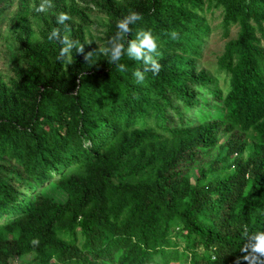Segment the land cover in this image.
Masks as SVG:
<instances>
[{
  "label": "trees",
  "instance_id": "16d2710c",
  "mask_svg": "<svg viewBox=\"0 0 264 264\" xmlns=\"http://www.w3.org/2000/svg\"><path fill=\"white\" fill-rule=\"evenodd\" d=\"M206 1L240 26L218 62L225 92L189 72L210 31L204 1L147 0L125 49L151 30L158 74L140 84L141 61L125 54L120 72L107 58L75 94L51 79L32 85L30 109L0 123V264L28 255L36 264H247L243 233L264 232V0ZM14 4L16 26L28 0H0V14ZM246 134L247 159L206 179L203 156L217 145L243 151Z\"/></svg>",
  "mask_w": 264,
  "mask_h": 264
},
{
  "label": "rangeland",
  "instance_id": "374dc122",
  "mask_svg": "<svg viewBox=\"0 0 264 264\" xmlns=\"http://www.w3.org/2000/svg\"><path fill=\"white\" fill-rule=\"evenodd\" d=\"M203 1V13L200 16L203 17L210 31L199 56L193 57L188 63L192 66L189 72L194 76L204 72L214 79V83H211L212 88H220L224 91L227 79L221 72L218 62L226 44L237 38L240 26L238 22H225L227 13L223 6ZM39 3L40 0H28L27 16L16 26L14 24H16L19 9L17 4L0 14V123H4L7 118H13L17 113L30 109L37 95L33 92L32 85L39 86L51 79L53 88H64L70 94H75L81 75L85 72L90 73L93 66L107 59L106 56L96 53L92 60L86 62L83 54L73 49L71 63L58 60L61 45L56 40L48 39V35L54 28H60L61 35L65 34L64 26L56 23V14L65 12L70 15L71 20L66 22L67 34L85 44L86 54L88 51L103 48L111 34L116 32L118 19L109 16L107 12L109 6L119 10L121 18L130 9L139 10L147 6V0H111L110 2L107 0H52L54 8L40 13L35 10ZM56 5L62 9H57ZM261 28L264 34V22ZM262 38L261 43L264 47V35ZM172 53L168 51V54ZM57 103L61 102L57 101ZM193 122L196 121L193 120ZM223 142H225L224 139L219 143ZM240 145H244V150L232 156L226 154V149L217 145L203 156L197 168L207 172L206 179L217 174L223 176L230 174L233 170L230 166L236 162L245 161L250 155L254 148V141L246 134L241 139ZM52 181L46 186H51ZM184 261L171 264H183ZM12 264L36 263L33 261V255H28L18 257L12 261Z\"/></svg>",
  "mask_w": 264,
  "mask_h": 264
},
{
  "label": "clouds",
  "instance_id": "9594fccd",
  "mask_svg": "<svg viewBox=\"0 0 264 264\" xmlns=\"http://www.w3.org/2000/svg\"><path fill=\"white\" fill-rule=\"evenodd\" d=\"M54 8L52 0H40L39 5L36 7V11L44 13ZM143 19L142 15L135 11L129 10L128 14L119 19L116 23L115 34L106 41V45L103 48H99L96 51H88L85 54V44H82L80 40L73 39L68 32L67 21L71 20L69 14L60 12L56 14V23L63 25L65 34L61 35L60 28H54L48 35V39L56 40L60 43L61 48L58 60L71 63L72 50L79 54H83L84 60L89 62L92 60L94 54L99 53L108 58V63L115 65V68L120 72L127 71V65L121 63L122 57L127 54L128 57L141 61L143 68H137L133 75L137 83L143 84L145 81V73L151 71L154 75L158 74L161 69L157 57L161 54L158 51L157 37L154 36L151 30L139 29L136 32L135 39L127 41V48L125 49V41L129 34H131V26ZM173 40L179 39V32L172 30L167 33ZM247 242L241 248V251L246 253L242 259L247 261V264H264V232H257L249 234L247 230L243 233ZM33 246L39 245L38 239L31 241ZM152 264H159V261L153 260ZM239 264V260L237 261Z\"/></svg>",
  "mask_w": 264,
  "mask_h": 264
}]
</instances>
